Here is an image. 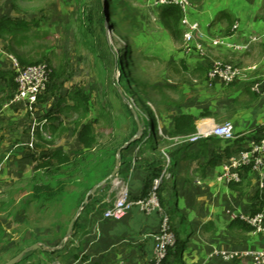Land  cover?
Returning <instances> with one entry per match:
<instances>
[{"label":"rangeland","instance_id":"374dc122","mask_svg":"<svg viewBox=\"0 0 264 264\" xmlns=\"http://www.w3.org/2000/svg\"><path fill=\"white\" fill-rule=\"evenodd\" d=\"M96 1L0 0L1 14L8 13L5 12L8 5L17 16L38 22L36 27L15 32L9 38L3 37L1 43L9 47V39L24 42L23 48L19 47L27 53L26 62L34 63L30 65L43 62L51 71H58L66 65L63 79L51 83L57 87L50 90V93L54 92V97L48 98L40 108L37 105L32 109L25 108L23 126L9 127L12 133L7 134L4 141L9 144L11 152L3 150L5 154L9 152L10 161L0 163V170H4L0 171V264L21 253L15 264H73L74 260L77 261L81 242L77 237L78 230L72 235L73 225L67 235L69 225L73 219L74 222L76 219L80 221L85 212L83 206H87L86 199L99 192L101 187L94 194L90 193L91 190L103 182L110 183L111 173L108 176L107 173L115 167L118 150L131 147L122 158L119 153L121 167L131 154L146 157L144 154L154 148L148 141L152 134L150 111L156 108V103L152 101L154 95L150 94V86L156 82L155 71H150L140 59L134 42L138 35L160 34L159 20L164 10L149 6L150 0H112L111 5L107 0H98L104 15L102 33L95 17L91 23L83 19L86 11L95 8ZM188 1L191 16L198 6L194 0ZM194 22L199 25L198 21ZM199 28L201 30L200 25ZM172 30L180 33L176 37L182 45L183 28L178 30L172 25ZM201 32L203 34V30ZM96 37L99 44L95 45ZM200 39L202 43V37ZM19 47L10 48L13 55ZM203 51L206 57L204 45ZM212 60L218 59H211L210 62ZM122 63L123 74L120 73ZM168 74L175 76L170 71ZM176 80H181V76ZM137 81L140 83L138 87ZM75 88L82 89L88 96L89 114L81 117L79 113L65 110L58 119L56 131L52 133L48 129L50 121L47 116L54 112L53 104L57 97ZM177 89L179 91L176 92L175 88L160 91L157 95L158 100L161 99L159 103L173 97L177 103H182L185 97L192 99L197 94L190 90L185 95L180 87ZM87 123L94 127L96 143L91 150L82 153L79 152L83 146L77 133ZM225 123L228 122H218L217 125ZM16 133H22V137L29 141L25 147L15 149L13 146ZM158 134L161 135L160 129ZM35 135L39 141L37 145L35 140H29L30 136L35 139ZM171 143L157 142L155 145L160 151H166ZM57 149L69 157L68 164L53 163L48 168L35 170L38 164L45 161V154ZM2 156L6 155H1L0 151V159ZM126 170L128 172V168ZM124 171L118 173L119 178H124ZM170 176L169 164L166 172L161 171L160 177L166 182ZM34 245L36 248H33Z\"/></svg>","mask_w":264,"mask_h":264},{"label":"crops","instance_id":"0c3cea01","mask_svg":"<svg viewBox=\"0 0 264 264\" xmlns=\"http://www.w3.org/2000/svg\"><path fill=\"white\" fill-rule=\"evenodd\" d=\"M193 2L197 4L198 12L193 11L190 17L191 20L198 21L203 30L202 43L206 57H200L195 52L186 54L178 38H174L170 29L165 26L162 16L159 20L160 34L138 35L134 42L135 52L140 54V59L150 71H155L156 82L150 86V94L154 95L152 101L156 103V108L150 111V123L156 125V136L154 148L144 154L146 157L131 154L129 159L122 162L119 174L126 171L123 179L129 185L130 196L139 198L160 177L155 175H161L159 169L165 165L166 156L169 158L171 176L166 182L161 179L159 200L161 210L171 223L175 247L164 264H251L249 259L237 258L231 262L209 261L208 255L212 247L256 250L262 245L260 236H254L251 231L242 230L237 225L231 226V222L235 213H252L258 204L256 196L264 190V186L259 187L256 176L251 171L245 172L243 181L232 187L220 182L217 176L222 166L238 156L251 138L256 137V132L264 131V96L252 92L250 82L239 81L229 85L218 81L210 83L207 70L210 60L218 59L233 65L253 67L251 81L264 77V38L244 51H233L211 43L212 38L228 37L237 22L238 34L230 42L241 43L246 36L264 35V0ZM12 9L7 5L5 12L8 13L0 15L16 17L17 14ZM177 28L180 30L179 24ZM6 36L9 38V35L0 37V74L13 71L11 58H21L24 61L28 58L25 50L21 49L24 42L9 39L7 47L1 43ZM9 42L7 41V45ZM12 47L20 48L15 55L10 50ZM168 71L176 78L181 76V80L170 76ZM178 86L185 95L190 90L197 94L192 99L185 97L182 103H177L174 97L159 103L161 99L158 100L157 95L160 91L175 88L176 92L179 91L176 90ZM6 87L5 78L0 77V151L1 155H6L1 157L0 163L5 164L10 161L9 152L5 154L3 151H10L9 144L4 142L7 134L12 133L9 127L17 124L23 126V116L26 113L25 108L20 106L4 111L2 104ZM181 115L194 118L196 132L207 131L218 122H228L233 126L235 139L223 142L209 137L194 144H178L177 141L184 135L175 134L173 126L174 118ZM30 117L29 114L28 118ZM158 129L161 135L158 134ZM22 133H16L13 141L15 149L25 147V143L29 142L22 137ZM26 136L28 137L27 134ZM36 137L35 135L34 139V136H30L29 140H35L37 145L39 141ZM157 142L172 143L167 145L166 151H160L155 145ZM214 159L217 161L214 167L205 166ZM145 163L149 166L144 167ZM107 196L108 191L99 190L89 201L86 199L87 206L84 207L85 212L76 229L81 242V247H78L80 256L77 261L72 258L74 263L150 264L161 221L160 212L155 210L144 213L133 208L120 221L104 220L102 212L106 208L104 201Z\"/></svg>","mask_w":264,"mask_h":264},{"label":"built area","instance_id":"2783aa9c","mask_svg":"<svg viewBox=\"0 0 264 264\" xmlns=\"http://www.w3.org/2000/svg\"><path fill=\"white\" fill-rule=\"evenodd\" d=\"M149 6L152 8L178 7L182 17L180 25L183 28L182 49L186 54L196 52L204 57L203 44L200 37L203 36L199 25L191 20V4L188 0H150ZM239 23H235L232 32L228 37L213 38V46L225 47L233 51L248 50L252 45L259 43L264 35L254 34L245 37L241 43L230 42V39L238 34ZM264 58V49H263ZM12 70L15 73L16 91L12 98L2 104L3 109L20 106L32 109L36 106L38 98L46 91L49 83L51 69L46 63L37 65L21 66L19 62L11 58ZM253 67L233 65L221 60H212L207 71V79L210 83L221 82L229 85L235 82H250V90L256 94L264 96V77L251 81ZM213 137L223 142L235 139L233 126L230 123L215 125L207 131H198L191 135L180 137L178 144H194L201 139ZM169 158L166 156L164 172L169 167ZM245 169H249L257 179L260 188L264 186V131L258 137L251 138L247 147L238 156L232 158L222 166V170L217 176L220 182L226 185L240 183ZM161 182V177L154 180L152 189L146 198L134 200L130 197L129 185L126 180L119 178L118 174L110 181L108 196L104 201L106 208L102 212L104 220L120 221L128 211L138 208L144 213H151L158 210L161 215L159 231L155 236L152 258L150 264H163L168 250L173 247L175 237L171 231L168 216L163 213L157 198V188ZM234 219H239L249 225L254 236H260L262 245L259 249H226L212 247L208 255L209 261L220 260L231 262L234 259H249L251 264H264V211L251 214H233Z\"/></svg>","mask_w":264,"mask_h":264},{"label":"trees","instance_id":"16d2710c","mask_svg":"<svg viewBox=\"0 0 264 264\" xmlns=\"http://www.w3.org/2000/svg\"><path fill=\"white\" fill-rule=\"evenodd\" d=\"M111 1L112 0H107V2L110 3V5H111ZM102 9H103L102 4L100 3V1L97 0L95 3V8L92 9V11H86L83 19L85 21H87L88 23H91L93 18L95 17L96 22L100 26V30L103 33L104 32V25H103L104 15H103ZM162 9L164 10L162 12V18H163V22L165 23V26L170 29L172 36L174 38H177L176 34H180V33H174L172 30V25L175 26V28H177L178 24L180 25V20L182 17L180 9L178 7H168V8H162ZM37 25H38L37 21H34V20L28 21L27 19L20 17V16L10 17L8 15H0V37H2L4 35H12L13 33L21 31V30H27L28 28H30V26L36 27ZM180 27H181V25H180ZM93 44H95V45L99 44V38L98 37H96L94 39ZM126 51L129 52V48H127ZM17 61L19 62V64L21 66H27V64H29V65L34 64V63H27L26 61H24L21 58H17ZM40 63H35V65L40 64ZM209 67H210V64L208 66V69H209ZM65 68H66V65H65V67H62L61 69H59L58 71L57 70L51 71V74L49 77V83L47 85L46 91L38 98L36 105L46 104L48 98L54 97V92L52 91L53 93H50V90L53 88L55 89L57 87H55V85L52 86L51 83H52V81L55 82V81H59V80L63 79L64 73H65L64 72ZM120 69H121L120 73L123 74L124 73L123 63L121 65ZM0 77L5 78L6 84H7V87L5 88L6 89L5 90L6 96L4 99V102H5L6 100H9L10 98H12V96L14 95V93L16 91L15 73L13 71L10 73H6V74L1 73ZM122 80H123V77H122ZM139 85H140V83L137 81L136 86L138 87ZM58 87H61V86H58ZM53 106L54 107H53L52 111H54V112H52L51 114H49L47 116V119H49V121H50L48 129H50L52 133H54L56 131L55 127L57 126L58 119L65 112V110H69V111L79 113L81 115V117H85L86 115H88L90 110H91L88 96L85 95L83 93V90L79 89V88H75L74 90L67 92L64 96L57 97ZM149 126L151 127L153 133L151 134V138L149 139L148 143L153 146V143L155 141V136H156V125L154 123L153 124L150 123ZM173 130H174L175 134H180V135H184V136L185 135L186 136L191 135V134L195 133L196 132V126H195L194 118L190 115H181L179 117H175ZM260 134H261V130L256 132L254 136L258 137ZM134 136H136V133L134 134ZM77 138H78V141L80 142V144L83 146V149L80 150L79 152L83 153V151L91 150L96 143V137H95L93 125L90 123L82 125L80 127L78 133H77ZM143 140H145V137L143 138ZM130 148L131 147L129 145V147H127V149H125V150L123 149L120 153V158H122L123 153L128 151ZM44 160L45 161H43L42 163L38 164L37 167H35V170L42 169V168H48L53 163H58V165H65V164H68L70 162L69 157L66 156L63 153V151L60 149H57L53 152L45 154ZM216 163H217V161L214 159V160L207 162L205 166L206 167H209V166L214 167L216 165ZM143 166L148 167L149 164L145 163V164H143ZM163 168H164V166H163ZM163 168L161 167V169H159V170L163 171ZM111 171L107 173V176L111 173ZM247 171H249V169H245V172H247ZM158 176H160L159 173H157L155 175V177H158ZM242 181H243V178H242L241 182ZM153 182H152L150 187L146 188L145 193L141 197H139V198H132L131 196L130 197L134 200L146 198L152 189ZM240 183H232V184H229V186L232 187L233 185H237ZM159 188H160V185L157 188L156 194H157V198H158L159 205H160L161 203L159 200ZM100 190L108 191L109 190V182L104 184L100 188ZM89 200H90V197L88 198V201ZM256 200H257L258 204L255 205L254 209L252 210L251 215H254L256 213L263 211V209H264V190H262L259 194H257ZM85 206H83V207H85ZM160 208H161V205H160ZM76 220L77 221L73 223L72 235L76 232V229L78 227V219H76ZM233 225H237L242 230H245V231H252V229L249 225H247L245 222H243L242 220H239V219H234L231 222V226H233ZM73 244H75V241H73ZM174 247H175V243H174L173 247H171L168 250V254H167L166 259L168 258L170 252L172 251V249ZM166 259H165V261H166ZM165 261L163 262V264L165 263Z\"/></svg>","mask_w":264,"mask_h":264},{"label":"water","instance_id":"95a60500","mask_svg":"<svg viewBox=\"0 0 264 264\" xmlns=\"http://www.w3.org/2000/svg\"><path fill=\"white\" fill-rule=\"evenodd\" d=\"M123 150V149H121ZM119 153H121L120 150H118L117 154H118V157L115 161V167L114 169L112 170L111 174H110V177L109 178H113L115 177L118 173H119V170H120V164H119ZM105 184V182L101 183L100 185L94 187L90 193H95V191L97 190L98 187H102L103 185ZM73 222H74V219L71 221L70 225H69V228H68V232H67V235L70 234L71 232V228H72V225H73ZM33 248H36V245L33 246ZM23 253H21L20 255L16 256L15 258H13L12 260L8 261L7 263L5 264H15V262L20 258V256L22 255Z\"/></svg>","mask_w":264,"mask_h":264}]
</instances>
